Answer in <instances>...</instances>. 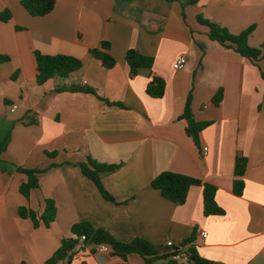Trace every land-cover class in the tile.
I'll use <instances>...</instances> for the list:
<instances>
[{
  "label": "crops",
  "instance_id": "crops-1",
  "mask_svg": "<svg viewBox=\"0 0 264 264\" xmlns=\"http://www.w3.org/2000/svg\"><path fill=\"white\" fill-rule=\"evenodd\" d=\"M20 1L0 0V13L11 15L0 20V55L8 57L0 61V264H45L80 221L120 242L144 238L159 253H168L171 241L214 264H264V58L256 66L210 39L196 19L231 34L252 27L248 44L258 47L264 0H55L42 16ZM102 40L116 60L111 68L89 53ZM129 48L151 56V68L130 75ZM35 51L73 56L81 66L38 84ZM181 54L186 64L176 70ZM152 75L164 81L161 97L146 93ZM188 96L194 119L211 122L196 141L180 117ZM237 155L246 157L240 195L233 192ZM88 158L117 165L99 175L112 200L82 174L79 163ZM16 165L42 170L29 198L18 190L25 175ZM165 170L214 185L223 213L203 214L197 185L180 205L164 198L150 182ZM47 198L56 208L48 227L19 216L22 206L40 214ZM68 264L145 263L79 240Z\"/></svg>",
  "mask_w": 264,
  "mask_h": 264
},
{
  "label": "trees",
  "instance_id": "trees-1",
  "mask_svg": "<svg viewBox=\"0 0 264 264\" xmlns=\"http://www.w3.org/2000/svg\"><path fill=\"white\" fill-rule=\"evenodd\" d=\"M180 1V0H165ZM196 0H186L185 3H193ZM23 8L32 16H42L49 13L55 4V0H21ZM10 12L4 10L0 13V20L5 21L10 18ZM197 21L208 28V37L217 41L226 48H231L240 55L251 60L256 66L259 60L264 58V42L258 46H250L248 44V36L252 27L241 31L238 34H231L226 28L219 26L201 15L196 16ZM110 44L102 40L98 47L89 49V53L100 60L105 68H111L116 63L115 58L109 52ZM35 62L37 68L36 82L42 84L47 80L60 77L66 78L72 72L81 66L79 58L68 55H46L35 51ZM7 56L0 55V61L7 60ZM125 60L129 68V74L134 75L141 67L151 68L153 58L143 55L136 50L129 48L125 54ZM64 87H61L63 89ZM76 88H68L72 90ZM90 92L89 89H84ZM164 92V81L161 77L152 75L151 80L146 86V93L151 97H161ZM221 92L218 91L213 96V102L218 103L221 99ZM180 117L187 122L186 133L197 140L199 132L209 125L210 121H196L190 110L189 96L187 97L184 110ZM4 149V141H0V152ZM81 172L84 176L94 182L101 195L112 200V197L103 186L99 175L101 173L112 172L117 168L116 164H103L88 158L84 162L79 163ZM16 171L25 175V179L19 184V192L26 198H29L33 189L38 188V173L42 170L39 168H27L21 166L14 167ZM246 168V157L237 155L235 157L233 172L236 178L233 181V192L240 195L244 188V182L241 176ZM151 187L157 189L160 194L175 204H182L185 201L188 188L193 185L202 188V212L204 215H218L223 213V209L218 206L215 200L216 187L212 184L202 182L201 180L190 177L188 175L175 173L169 170L158 173L150 182ZM56 208L52 199L44 200V209L38 214L29 207H19L18 214L23 218H29L35 227L42 224L48 227L54 220ZM71 235L62 238L60 245L54 253L46 260L45 264H57L63 262L68 264L72 258V250L79 242L81 235L84 239L81 241L83 245L107 244L111 249V254L125 258L128 254H137L141 256L145 264H153L157 260H162V264H179L171 259V253H159L155 246L148 240L135 237L130 242L117 241L108 231L102 228H95L89 222L80 221L74 223L70 228ZM190 239L186 240L187 243ZM189 263L188 264H214L200 257L193 247L188 248Z\"/></svg>",
  "mask_w": 264,
  "mask_h": 264
},
{
  "label": "built area",
  "instance_id": "built-area-1",
  "mask_svg": "<svg viewBox=\"0 0 264 264\" xmlns=\"http://www.w3.org/2000/svg\"><path fill=\"white\" fill-rule=\"evenodd\" d=\"M186 64V57L184 55H178L175 60L172 63V67L176 70H180L182 69ZM86 81H84L85 83ZM17 108L16 104H12L10 105V107H8V111L9 112H14L15 109ZM206 147L203 148V152H206ZM199 236L201 238H205L207 236V232L205 230H201L199 231ZM84 239V235H81L79 240H83ZM98 251L101 252H107L109 251L110 247L107 244H98L95 245ZM166 247H168L170 249V253H171V259L176 261L179 264H188L189 263V254H188V246L187 244H179V245H175L174 243H172L171 241L166 242Z\"/></svg>",
  "mask_w": 264,
  "mask_h": 264
}]
</instances>
